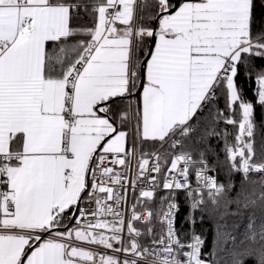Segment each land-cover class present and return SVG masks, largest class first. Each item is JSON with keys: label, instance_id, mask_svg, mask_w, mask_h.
I'll return each instance as SVG.
<instances>
[{"label": "snow or ice", "instance_id": "snow-or-ice-1", "mask_svg": "<svg viewBox=\"0 0 264 264\" xmlns=\"http://www.w3.org/2000/svg\"><path fill=\"white\" fill-rule=\"evenodd\" d=\"M249 262L264 0H0V264Z\"/></svg>", "mask_w": 264, "mask_h": 264}, {"label": "trees", "instance_id": "trees-1", "mask_svg": "<svg viewBox=\"0 0 264 264\" xmlns=\"http://www.w3.org/2000/svg\"><path fill=\"white\" fill-rule=\"evenodd\" d=\"M240 82H241L246 94L249 97H251V95H252V92H251L252 85L250 83H246L244 81V79H243V76H241ZM220 103H221V105L223 104V100L222 99H221ZM260 112H261V110L258 108L257 109V118L258 119L260 117ZM212 145H213L214 148L217 149V151H220V149L222 148V144H218L215 140L212 141ZM222 158H223V153L221 152V159ZM222 178H223V174L221 173V179ZM181 205L182 206L180 208V215L178 217V226L183 223V218L187 214V211H188L187 207L183 205V202H181ZM184 227H185V229H187V225H184ZM197 230L199 231V226H197ZM210 242H211V235L209 234V243ZM249 264H251V262H249Z\"/></svg>", "mask_w": 264, "mask_h": 264}]
</instances>
